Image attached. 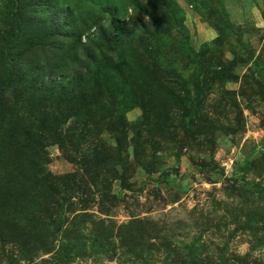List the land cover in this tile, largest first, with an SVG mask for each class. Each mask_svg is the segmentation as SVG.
<instances>
[{"label":"rangeland","instance_id":"1","mask_svg":"<svg viewBox=\"0 0 264 264\" xmlns=\"http://www.w3.org/2000/svg\"><path fill=\"white\" fill-rule=\"evenodd\" d=\"M0 264H264V0H0Z\"/></svg>","mask_w":264,"mask_h":264}]
</instances>
